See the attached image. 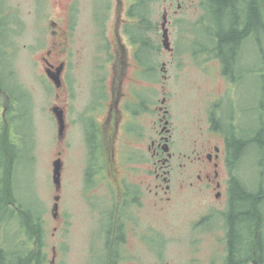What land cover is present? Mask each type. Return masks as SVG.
Masks as SVG:
<instances>
[{"label":"flooded vegetation","instance_id":"1","mask_svg":"<svg viewBox=\"0 0 264 264\" xmlns=\"http://www.w3.org/2000/svg\"><path fill=\"white\" fill-rule=\"evenodd\" d=\"M54 3L52 14L51 10L46 13V5L42 9V5L38 7L37 4L40 13L38 16L45 17L47 27H50L51 40L44 44L37 43L36 46L45 51L42 65L56 90L55 106L63 112L65 129L62 137L58 134L60 144H66L70 118L80 110H76L75 71L82 61L81 54L89 48L95 52L96 36L101 38L98 47L101 62L98 63L97 59L85 61L86 69L90 72V106L84 131L88 144L85 181L90 208L94 211L97 209V188L101 187V182L107 186L108 194L104 195H110L101 219L100 234L104 243L106 241L109 245L107 253L102 251L109 255V262L104 264H120L124 259V250L121 248L127 241L128 231L131 228L137 230L138 226V217H135L134 224L129 223L127 218L129 203H133L130 201H134L137 206L139 199L129 188L127 163L133 161L136 154L147 151L150 156L148 162L154 165L157 181L156 188L151 187L150 191L155 190V197L164 198L172 187L170 182L176 157V125L171 101L168 99L169 91L166 90L167 96L162 98L156 92L159 83L156 71L161 57V67L167 72V64L181 62L180 54L183 53L196 58L198 65L204 67L206 78L226 86L219 93L209 94L213 96L208 113L207 105L205 106V117H196L187 123L189 134L194 136L189 144L196 156H186L190 159L189 163L195 164L198 169L197 179L212 186L217 192V199L226 200V210L223 212L226 250L229 246V235L234 234L237 237L233 242L235 261L264 264V177L260 175L255 184L252 179L251 187L242 183L245 192L251 195L250 201L248 200L251 211L245 214L236 208L241 203L234 200L235 192L232 190L231 180L235 171L230 167L231 163L236 164L237 168L234 170L239 176L237 170L245 160L252 162V166H264V159L258 158L255 162L251 158L258 151L264 156V124L258 131L255 125L249 122L246 124L244 112L235 99V88L241 85L246 71L243 70V50L250 42L253 47L257 45L260 51L262 63L256 73L258 81L259 76L263 78L261 84L258 81L256 84L264 87V71L259 72L261 68L264 70V45L260 47L259 42L260 38L264 39V0H54ZM157 5L162 10L161 21ZM122 9L124 13L121 12ZM191 9L201 14L195 28L189 27L191 21L186 24L182 17ZM13 17L0 11V225L7 223L9 226L8 221L13 217L18 219L19 224L18 230L11 228L16 232L13 231V239L6 240L9 241L8 245L4 243L0 232V264H47L45 233L38 240L39 228L36 226V236L31 237L32 204L38 205V199L34 195L28 201L22 200V195L17 192V169L27 159L28 148L27 143L16 148L15 140L10 138V131L16 129L19 138L25 136V142L33 141L34 144L36 134L34 138H29L22 132V128L31 115L36 117V112L34 99L21 89L17 79L10 76L14 61L9 58L16 55L17 50L12 38ZM214 17L217 23L213 21ZM185 27L189 35L195 34L199 37V43L181 47L176 45L179 36L184 34ZM202 31L207 34L205 41ZM165 33L171 43L169 48L163 44ZM126 37H129L130 45L134 48L131 57L128 55ZM25 46L36 49L33 43ZM48 68L57 73L58 86L48 76ZM253 72L248 67L249 76L252 77ZM168 76L170 74H165L164 78ZM165 85L168 86L165 82L162 87L165 88ZM97 89L101 93L98 97L100 100L95 99ZM262 91L264 92V88ZM225 96L227 100L231 99V107L224 105ZM56 121L59 128L57 118ZM260 121L264 123V115ZM122 133L125 137H130L136 145L126 144L125 141L122 146L119 145L118 139ZM258 133L262 136H257ZM257 137L261 139L258 140ZM234 146L237 148L235 152ZM30 150L32 157L33 147ZM1 152L9 158V162H4ZM62 153L61 151L58 157L61 160ZM260 172L264 174L263 171ZM24 185L25 189L20 191L31 196L33 186L30 183L29 186L25 183ZM63 188L62 160L60 187L55 188V196H58V210L54 217L56 231L65 225L61 194ZM166 197L170 199L169 196ZM231 210L239 213L232 233L228 219ZM247 214L250 215V225L245 224ZM35 216L37 224L40 223L44 229L41 215L37 213ZM15 238L17 239L14 240ZM57 256L58 252L54 247L51 264H56ZM101 262L99 264H103Z\"/></svg>","mask_w":264,"mask_h":264},{"label":"rangeland","instance_id":"2","mask_svg":"<svg viewBox=\"0 0 264 264\" xmlns=\"http://www.w3.org/2000/svg\"><path fill=\"white\" fill-rule=\"evenodd\" d=\"M38 7L42 9L47 6V12L55 5L54 0H0L1 13L13 15V43L17 48L10 60L14 61V68L11 77L17 79L18 85L34 99L36 117L31 115L27 123L23 126L22 132L32 138L36 134V140L25 142L24 137L19 138L16 129L10 131L11 140H15L16 148L27 143V159L22 162L17 169V192L22 195V200L28 201L32 196L38 199V205L32 204V213L40 214L44 225V239L47 242V264H51L53 248L58 252L56 264H99L109 262L107 253L109 245L104 243L101 237L102 211L107 209L110 195L107 186L101 182L97 190V209L90 208L87 197L85 172L87 168L88 144L85 137L84 126L88 120L90 72L86 69V59L92 61L100 60L98 47L101 38L96 36L95 52L93 49H86L82 54V61L75 71V91L77 95L76 110L70 118V128L67 135L66 144H60L58 136V124L56 117L51 110L57 102L54 84L47 78L42 65V57L45 51L38 49L36 44H44L51 40L50 27L45 17L38 16ZM159 7V19L161 21L162 10ZM115 13V8L113 9ZM124 13L123 9L121 10ZM120 12V13H121ZM186 24L190 20L189 27H196L200 21L201 14L191 9L182 15ZM213 21L217 23L214 17ZM185 24V25H186ZM187 26V25H186ZM184 34L180 35L176 45L178 47L188 46L190 43H199V37L189 35L186 27ZM204 41L207 38L206 31L201 32ZM128 43V55H133L134 48L130 45L129 37L125 38ZM249 41V40H247ZM264 39L260 38V44L264 45ZM33 43L36 49L26 47L25 44ZM181 62L173 65L167 64L168 71L161 67L163 57L156 71L159 83L157 84V94L159 97L167 96L171 101L173 120L176 125L174 151L176 157L173 161L172 185L164 198L155 197L157 183L154 165L148 162L149 155L146 152L136 154V158L127 163V179L129 188L132 189L138 199L137 206L129 203L127 214L128 222L134 224L135 217H138L137 230L129 229L127 241L121 250H124V259L120 264H224L223 260L227 254L226 250V224L225 212L226 200L216 198V190L211 186L203 184L197 179L198 169L195 164H190V159L186 155L196 156L189 141L194 138L187 130V123L196 117H205V106L207 113L211 103V93H219L225 89V85L211 81L206 78L204 67L196 58H191L189 54L183 53ZM244 78L236 89L238 106L244 112L243 118L246 124L249 122L255 125L256 131L263 127L260 121L264 115V92L258 84L263 76H259L256 71L261 66L262 59L260 51L252 42L244 47ZM15 58V59H14ZM170 65V66H169ZM205 65V64H203ZM248 67L254 72L249 76ZM103 69V68H102ZM257 69V70H256ZM90 70V69H89ZM103 71V70H102ZM259 72L263 73L262 68ZM98 75V69L96 71ZM165 74H170L164 78ZM253 76L255 79L253 80ZM258 81V84L256 82ZM165 85V88L162 85ZM13 83V82H12ZM11 90L13 91V84ZM172 84V85H171ZM261 84V83H260ZM101 93L96 90L95 99ZM32 99V100H33ZM225 106L231 107V99L225 96ZM251 105V111L248 108ZM246 108V111L244 109ZM99 119L101 118L98 116ZM262 122V123H261ZM258 126V128H257ZM118 144L136 145L130 137L120 134ZM131 141V142H130ZM33 147L32 157H30ZM2 149V146H0ZM1 151V150H0ZM64 161V188L62 191V209L65 214V225L59 231L54 228L57 225L52 209L55 204L56 189L53 182V162L59 157ZM4 162H9V158L3 156ZM29 157L31 159H29ZM257 162L258 158L264 159L258 151L251 156ZM120 160H122L120 158ZM183 164V166L181 165ZM260 171L264 172V166H252V162L245 160L241 162L237 174L242 181L249 185L254 184L264 177ZM260 172V174H259ZM153 173V174H152ZM226 174V171H224ZM223 173V174H224ZM30 174V175H29ZM29 175V180H28ZM33 186L31 196L24 194L20 190L25 189V185ZM99 183L97 184V186ZM16 188V189H17ZM226 191V188L224 189ZM33 194V195H32ZM161 194H164L161 192ZM169 196L170 199H167ZM35 199H33L34 201ZM102 206L100 207V205ZM241 209H239V212ZM36 217V216H35ZM7 223L0 225L1 237L6 245L7 239H13L14 229L18 230V219L11 218ZM14 228V229H11ZM16 232V231H15ZM18 233V232H17ZM20 234L18 233V236ZM15 238L14 240H16ZM113 247V246H112ZM103 251V252H102Z\"/></svg>","mask_w":264,"mask_h":264},{"label":"trees","instance_id":"3","mask_svg":"<svg viewBox=\"0 0 264 264\" xmlns=\"http://www.w3.org/2000/svg\"><path fill=\"white\" fill-rule=\"evenodd\" d=\"M262 46H263V44H262ZM262 46L260 45V47H262ZM262 70H263V68H262ZM258 135L262 136L261 133H258L257 136ZM257 139L259 140L261 138L257 137ZM234 147H235L234 148V152H235V150L237 151V148H236V146H234ZM240 148H241V146H239V150H240ZM230 167H231V169L233 171H235L233 173V178L231 180V182H232V190H233V192H235L234 193V200L235 201H239L241 203L236 208L237 209H241L240 212H243L245 214L249 213L251 211V203L249 204L248 200L250 201L251 195H248L245 192V190H244L245 188L242 187V185H243L242 184L243 183L242 179L239 176L236 175V170H234V169L237 168V165L234 164V163H231ZM238 215H239V213L237 214L235 211L231 210L230 214L228 216L229 225L231 227V229H230L231 233H232V230L234 231V226H235V223H237ZM35 218L36 217H35V215L33 213L32 214V218H31V224H32V226H31V237L34 238L36 236L35 230H36V226H38V228H39V231H38L39 239L38 240H40L41 237H43L44 229L42 228V225L40 223L37 224V219H35ZM245 218H246L245 224L248 223L250 225V215L247 214V217L245 216ZM243 228L246 229V230H249L248 228H245V227H243ZM236 238L237 237L236 236L234 237V234L232 236L229 235V246H228V249H227V254H226L225 259H224V264H244L241 260L239 261V263H237L235 261V259H234L233 242H234V240ZM112 262H114V261H112Z\"/></svg>","mask_w":264,"mask_h":264},{"label":"water","instance_id":"4","mask_svg":"<svg viewBox=\"0 0 264 264\" xmlns=\"http://www.w3.org/2000/svg\"><path fill=\"white\" fill-rule=\"evenodd\" d=\"M163 44H164V46L166 48L171 47V43L169 41L167 33H165V35H164ZM47 74L51 78V80L58 86L59 79H58L57 73L55 71H53L52 68H48L47 69ZM52 111L55 114V116H56V118L58 120V123H59L58 134H59V136L62 137L63 134H64V129H65V122H64L63 112L57 106H54L52 108ZM53 166H54V168H53V182H54L55 188L59 189V187H60V174H61L62 160L60 158H57L53 162ZM54 199H55V204L53 206L52 213H53V216L56 217V212L58 210V202H57L58 201V196H55Z\"/></svg>","mask_w":264,"mask_h":264}]
</instances>
